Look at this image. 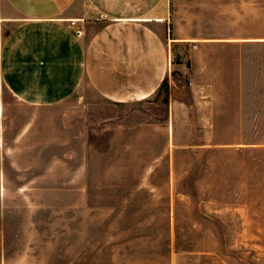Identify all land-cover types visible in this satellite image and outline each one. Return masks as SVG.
Instances as JSON below:
<instances>
[{"label": "rangeland", "instance_id": "rangeland-1", "mask_svg": "<svg viewBox=\"0 0 264 264\" xmlns=\"http://www.w3.org/2000/svg\"><path fill=\"white\" fill-rule=\"evenodd\" d=\"M173 5L177 36L196 38L172 47L196 85L178 72L173 85L200 104L173 130L166 87L138 106L96 109L77 94L48 108L39 164L4 161L0 264H264V43L230 42L240 26L264 38V0ZM202 36L230 40L202 52ZM1 100L21 133L35 112L3 86ZM61 118L80 124L79 156L60 141Z\"/></svg>", "mask_w": 264, "mask_h": 264}, {"label": "crops", "instance_id": "crops-1", "mask_svg": "<svg viewBox=\"0 0 264 264\" xmlns=\"http://www.w3.org/2000/svg\"><path fill=\"white\" fill-rule=\"evenodd\" d=\"M173 6V0H0V190L5 189L4 161L14 157L39 164L35 153L54 135L44 113L77 94L89 107L96 108L100 99L116 107L138 106L153 102L167 85L166 125L172 130L181 113L200 104L177 96L173 85V72L196 85L194 66L172 60V47L196 41L191 34L177 36ZM255 14L250 11V23ZM229 40L202 36L195 47L208 51ZM230 42L251 46L264 38L251 25L248 34L240 26ZM2 86L35 112L21 133L2 118L7 105ZM69 121L58 120L60 141L71 144L73 152L78 149L79 156L80 124Z\"/></svg>", "mask_w": 264, "mask_h": 264}, {"label": "built area", "instance_id": "built-area-1", "mask_svg": "<svg viewBox=\"0 0 264 264\" xmlns=\"http://www.w3.org/2000/svg\"><path fill=\"white\" fill-rule=\"evenodd\" d=\"M72 25H75V21H72ZM77 33H78V34H80V32H79V31H78Z\"/></svg>", "mask_w": 264, "mask_h": 264}, {"label": "trees", "instance_id": "trees-1", "mask_svg": "<svg viewBox=\"0 0 264 264\" xmlns=\"http://www.w3.org/2000/svg\"><path fill=\"white\" fill-rule=\"evenodd\" d=\"M164 87L168 88L167 85H164ZM164 87H162V89H163Z\"/></svg>", "mask_w": 264, "mask_h": 264}]
</instances>
